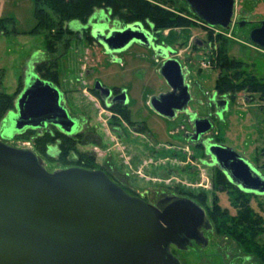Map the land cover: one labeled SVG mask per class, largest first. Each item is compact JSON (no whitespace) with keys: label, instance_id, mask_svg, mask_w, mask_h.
Here are the masks:
<instances>
[{"label":"water","instance_id":"1","mask_svg":"<svg viewBox=\"0 0 264 264\" xmlns=\"http://www.w3.org/2000/svg\"><path fill=\"white\" fill-rule=\"evenodd\" d=\"M185 2L207 25L227 28L236 0ZM95 37L110 54L133 42L149 46L152 38L139 23L107 35L100 31ZM250 40L264 48V23L251 32ZM170 62L176 64V72L164 65L161 74L174 87L170 72L178 76L179 67ZM159 100L154 97L152 103L165 113ZM7 122V136L50 125L67 134L77 129L60 89L40 77L28 82ZM209 153L242 192L264 196V174L242 155L221 145H213ZM204 224L205 211L191 200L157 212L103 172L81 168L49 172L32 150L0 141V264H181L167 248L185 250L190 240L200 242L199 228Z\"/></svg>","mask_w":264,"mask_h":264},{"label":"rangeland","instance_id":"2","mask_svg":"<svg viewBox=\"0 0 264 264\" xmlns=\"http://www.w3.org/2000/svg\"><path fill=\"white\" fill-rule=\"evenodd\" d=\"M171 1H173V5L172 3L170 5L161 4L170 11H178L177 1L179 0ZM153 2L155 1L153 0ZM235 11H244L252 22H262L264 21V0H238ZM182 15L188 18L193 25H196L186 33L205 39V33L202 27L194 22V17L187 12ZM106 18L107 14L104 11L96 12L89 24L96 23L95 19L99 24H102ZM9 21L14 23L13 26L18 34L2 35L0 33V93L14 96V108L7 112L3 121H0V141L16 148L32 150L42 158L44 167L49 172L67 169L75 165L77 158L74 156L77 155L75 152L71 153L67 160H60L58 150L55 148L48 149L47 155L37 152L34 132L33 135L27 134L25 137L19 134L15 135V133L12 134L13 136H7V134L2 136L5 128L3 122L11 112L16 111V101L25 85L29 71H32L33 67L37 71L39 64H55L58 69L61 90L64 92L68 90V86L72 82L71 84L75 87L74 104L78 108L86 109L90 114L93 113V116L95 115L93 124H98L102 128L105 135L103 140L112 143L97 144L94 141L93 144L77 145L78 152L81 154L89 152L96 164H106L107 168L111 170L114 167L115 175L128 183L130 178L125 175L127 172L131 174L133 172L129 169L128 156H123L124 145L118 143L114 136L108 132L104 121L95 114L97 112L95 102L92 101L89 94H85V89L89 88L92 78L87 80L86 85L81 82L77 85L73 81L82 79L87 72H90L93 78L104 82L108 87L117 86L127 89L133 98L134 109L148 110L145 106L149 100L148 97L167 88L165 80L159 74L160 62L155 60L153 54L147 49L133 45L129 52L123 55V58H127V60L124 59V65L114 64L111 61V56L107 57L98 46L86 44L82 38L80 40L71 39L67 48L63 42L57 44L56 52L51 53L46 44L44 33L41 35L31 34L37 26L35 0H0V32L5 30L4 27L12 30V24L7 23ZM70 28L80 30L81 24L71 23ZM234 36L235 38L231 39L227 45L230 57L245 63L249 69L248 73L264 82V48L251 42L247 29H237ZM69 38L66 36V40ZM204 57L206 55H202V53L199 55L185 53L180 58L190 70L188 78L192 87V105H196V102H206L217 77V74L213 75L210 70L203 74L197 73V68L205 59ZM152 119L156 124L160 123L157 117ZM217 128V135L225 146L240 153L264 174V97L257 94L250 95L248 99L244 98V100L240 98L232 108L226 123L217 125ZM163 134L164 137L157 134L160 143L168 141L167 134L165 132ZM169 141L172 140L169 139ZM173 143L177 145L176 141ZM195 155L200 159L203 152L196 150ZM168 156L170 160L159 162L147 158L143 162L145 165L143 173L139 171L136 175L133 174L132 178L139 185V194L147 195L154 203L164 195H180V192L174 191V189H179L205 210L207 220L211 225V230L204 233L208 243L175 251L181 264H242L241 260L247 261V264H263L260 257L248 253L231 236L232 231L236 228L235 224H237L234 221L240 214V210L235 206L243 205L242 193L237 188L230 186L225 190L217 180V169L201 166L197 162L184 166L179 163L180 155L177 154L171 158L169 153ZM124 162L126 163L125 167L118 172L116 164ZM144 189L148 191L144 192ZM247 199L249 200V209L263 222L262 227H256L254 230L263 229L264 196L258 198L249 196ZM215 205L220 206L221 210H227V215H213L212 211ZM225 222L228 224L226 228H222ZM250 241L261 251L264 250V234L255 239L252 237Z\"/></svg>","mask_w":264,"mask_h":264},{"label":"flooded vegetation","instance_id":"3","mask_svg":"<svg viewBox=\"0 0 264 264\" xmlns=\"http://www.w3.org/2000/svg\"><path fill=\"white\" fill-rule=\"evenodd\" d=\"M237 2L238 0L235 2L233 10L234 13L231 17L229 27L223 28L220 26L207 25L192 11H190L189 5L185 2V0L177 1V8L181 10L185 9L187 13L194 17V22L202 27L206 36L205 39L196 37L194 34L186 33L187 30L194 26L156 30L155 26L149 21L126 23L120 21L119 19H111L110 14H108L105 10H96L94 12V14H96V12L100 13L101 11H104L107 14L106 21L102 24H99L97 19L94 21L96 23L91 25L89 24L94 14L86 24L80 23V30L70 28L71 23L68 24L67 27H69V29L73 32L69 41L73 38H76V40H80L82 38L86 44L98 46L101 49V52H103L107 57L111 56V61L114 64L118 63L123 66L125 63L124 61L127 60V58H123V55L129 52L133 45H138L143 49L150 51L153 54L154 59L160 62L159 74L161 76V71L164 65L166 70L168 69V71H171L173 69L175 71L174 65L176 64L170 61L176 62L179 67L178 76H176L175 73L170 72V74H173V76L171 74V81L173 82L174 87L170 86L167 80L162 76L167 84V88L160 91L156 95L148 97L149 100H147L145 105L148 110L134 109L135 106L133 98L127 89L119 88L117 86L108 87L104 84V82L93 78L90 72H87V74L82 78L83 80L80 78L73 81L76 82V84L81 82L86 85L87 80L89 81V79L91 80L92 78L89 88L85 89V94H89V97L95 102V105L97 106L95 107V109L97 108V112L95 114L104 121V125L108 132L114 136L118 143H122L124 145L125 152H123V156H128L129 169L133 172V174L136 175L139 171L140 173H143V170L145 169L143 162H145L147 158L156 162L164 160L167 161L170 160L168 156L169 153L171 154V158L177 154L180 155L181 158L178 159L180 161L179 163L184 166L188 165V163L193 165L194 162H197V164H200L201 166L219 170L215 165L214 158L209 153V149L213 145H221L227 148L230 147L225 146V144L222 143L218 137L217 125L226 123L227 117L232 112V108L235 107L236 102L240 98L242 100H244V98L248 99L251 94L246 90L236 91L235 86L238 84V81L234 78V70L231 71L227 69V65H222L221 53H224L230 61L231 59H235L236 61L242 63L243 69L248 71L249 69H247V65L245 63L237 60L236 58L230 57L227 45L231 39L235 38L234 32L237 29H247L251 36V32H253L254 29L261 28L264 23V21L252 22L249 20L244 11H235ZM135 23L141 24L142 28L152 37L149 46L133 42L126 49L110 54L107 53L105 47L96 40L95 33L101 31L104 35H107L110 30H122ZM66 42L70 43L68 41ZM185 53H190L192 55H199L202 53V55H206V57H204L205 59L201 61L199 68H197L198 74H203L207 70H210L213 75L217 74L213 90H211L209 94L207 93L208 98L205 103L201 101L198 103L196 102V105H192V87L188 78L190 70L188 65H185V63L180 59L185 55ZM165 56L167 57L165 58ZM165 62L167 63L165 64ZM36 77H40L45 80L41 73L36 71L33 67L32 71H29L26 76L25 85L26 83L28 84V82L33 83ZM222 79H225L224 86H219V81ZM230 80L233 82V92L229 90L230 85L227 84ZM71 83L72 82H70L68 86L69 88L65 92L64 90H61V86L57 87L62 92L63 105L67 109L70 117L77 123V129L72 133L67 134L60 131L57 127L50 125L44 130L49 131L54 127L67 137L73 140L75 139L76 146L93 144L94 141L97 142V144H102V142H105L103 140L105 135L102 128H100L98 124H93L95 119V115L93 116V113L90 114L86 109L81 107L78 108V106L74 104L73 95L75 93V87H73ZM24 86L22 87L21 93L26 88V86ZM154 97H158L160 99L159 108L165 113L158 111L155 105H153L152 100ZM156 117L160 123L156 124V122H153L152 118ZM8 125L9 122H7L6 118L3 122V126L5 127L4 133L7 131ZM207 128L208 130L206 131ZM44 130L33 131L41 133ZM163 132L167 134L168 137H166V139H168V141L160 143L158 135H162L164 137L165 135ZM5 134H8V132ZM169 137L176 138L171 139ZM169 139L172 141H169ZM175 141L177 145H174L173 142ZM105 143L112 144L110 142ZM54 148L57 149L60 154L58 146H53L49 149ZM196 150H201L203 152L202 158H196ZM90 154L91 153L89 152L84 154L88 158L87 162L81 160L77 155H74L77 157L75 159V165L70 168H81L105 173L109 179L125 193L131 197L143 200L147 204L151 205L157 212H163L168 206L179 200L187 199L195 202L191 199V197L185 196L183 191L173 188L175 192H180V195H164L154 203L147 197V195L139 194V185L132 178L133 174L127 172L125 176L130 178L127 183L115 175L114 167H112V171L107 168L106 164H96L95 159H93ZM116 165L118 172H120L122 168L125 167L126 163H117ZM226 180L228 186L237 188L227 177ZM237 189L242 192L239 188ZM147 191L148 190L144 189V192ZM197 205L203 209L201 205ZM209 230H211V225L209 224L206 215V224L199 228V237L201 241L197 242L195 240H190L188 247H192L194 245H207L208 241L205 238L204 233ZM187 248H185V250ZM177 250L179 249L175 245H170L167 248V251L174 257H176L175 251ZM241 261L242 264H247V261Z\"/></svg>","mask_w":264,"mask_h":264},{"label":"trees","instance_id":"4","mask_svg":"<svg viewBox=\"0 0 264 264\" xmlns=\"http://www.w3.org/2000/svg\"><path fill=\"white\" fill-rule=\"evenodd\" d=\"M154 1L155 2H153V0H35L37 26L31 34L41 35V33H44L46 44L50 52L55 53L57 44L63 42L66 47L69 45L66 41H70L69 39L66 40V36H72L73 32L67 27L68 24L74 22L86 24L96 10H105L110 14L111 19H119L126 23L149 21L155 26L156 30L195 26L188 18L182 15V13L187 12L185 9L181 10L177 8L178 11L173 12L165 7H161L163 6L161 3L165 5H170L172 3L173 5V1ZM7 23L12 24V26L14 25L12 21ZM4 29L3 32H0L2 35L18 34L14 26L12 30H8L5 27ZM221 62L223 66L227 65V69L231 71L234 70V78L238 81V84L235 86L236 91L246 90L248 93H251V96L260 94L264 97V82L252 76L246 69H243L242 63L235 59H231L230 61L224 53H221ZM37 71L41 73L45 80L56 86H60L58 69H56L55 64H39L37 66ZM224 80L225 79L219 81V86H224ZM227 84L230 85L229 90L233 92L232 80L228 81ZM12 108H14V96L0 93V121H3L7 112ZM33 132L36 134L34 136L36 138L35 145L37 152L47 155L50 147L58 146L60 160H67L71 152H75L81 160L88 161V158L84 154L78 152L75 139L73 140L67 137L54 127L49 131L44 130L41 133L27 130L19 135L25 137L27 134L33 135ZM217 176L219 184L227 190L229 186L223 172L218 170ZM241 193L243 205L235 206L236 209L240 210V214L238 219L234 221L237 222V224L234 223L236 228L232 231L231 236H233L248 253H253L260 257L261 262L264 264V250L261 251L258 246H255L252 241H250L252 237L255 239L264 234V228L254 230L256 227H262L263 222L260 217L249 209V200L247 199L249 196L258 197L253 194ZM212 213L213 215L219 214L218 216H223V214L227 215V210H221L220 206L215 205ZM227 224L228 223L225 222L222 228H226ZM229 231L231 232V229H229Z\"/></svg>","mask_w":264,"mask_h":264}]
</instances>
